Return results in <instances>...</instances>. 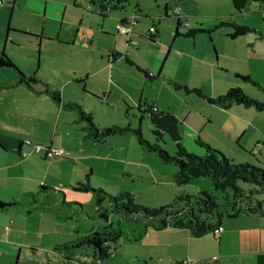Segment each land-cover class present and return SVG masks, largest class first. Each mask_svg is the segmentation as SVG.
Returning <instances> with one entry per match:
<instances>
[{"label":"rangeland","instance_id":"rangeland-1","mask_svg":"<svg viewBox=\"0 0 264 264\" xmlns=\"http://www.w3.org/2000/svg\"><path fill=\"white\" fill-rule=\"evenodd\" d=\"M31 1L41 5L42 12L45 0ZM135 2L142 6L146 15L141 16L133 28L146 34L149 25H154L158 34L154 41L140 38L142 41L135 44L128 54L131 62L121 57L115 61L110 58L108 63L107 50L118 39L102 28L106 24L104 27L114 29L118 15L130 12ZM47 5L52 18L45 21L46 30L60 31L61 36L66 31L69 42L60 38L54 42L44 39L40 46L39 39L32 38L25 43L20 41L14 47L7 44L4 53L12 65L0 66V200H15L16 204L10 206H16L15 210L22 208L17 207L18 204H26L23 202L27 201H35L38 208H44L56 195L63 206L62 212L66 213L63 217L73 216L71 221L80 222L83 230L87 223L97 228V224L105 221L104 217L94 214L96 200L91 192L72 188L77 180L84 181L89 171L88 182L92 187H100L110 194L129 191L135 202L151 208L169 203L179 192L195 193L197 190L194 182L197 179L183 185L175 184L172 178L174 165L163 162L154 152L142 148L131 130L116 132L103 141H94L83 136L85 121L79 119L71 107L59 104L45 93L28 95L20 92L19 88L1 87L13 78L11 75L19 77V72L39 79L37 84L31 82L32 86L44 88L49 83L47 86L50 89L59 90L64 103L73 102L84 111L91 112L92 120L99 128L113 124L139 127L145 139L155 142L148 118L139 119L137 102L142 97L177 115L182 142L188 150L186 144L203 153L204 149L195 142L197 137L211 142L221 139L228 148L241 149L240 141L222 134L213 125L216 117L226 115L225 110L208 103L194 92L175 89L172 82L198 87L210 95L223 93L230 86L238 85L250 97L263 98L259 88L234 74L237 70L254 74L253 70L257 71L254 63L258 61L255 60V53L261 52L264 57V49H261L264 48V21L258 2H248L243 11L237 12L230 0H130L124 9H112L102 20L96 14V4H91L90 0H48ZM175 5H179L186 15L181 16L180 32L188 29L182 24L184 21L211 27L216 15L229 13H236L239 21L257 31L232 39L227 35L231 27L221 26L210 33L202 31L193 36H175L178 18L172 10ZM42 19L41 15L33 19L37 28ZM100 21L105 22L102 28ZM116 46L122 47V44ZM87 53L90 55L87 56ZM106 62L108 64L103 67ZM257 65L263 67L262 63ZM138 67L148 72L159 71V76L149 79ZM83 76L84 81L76 80ZM157 143L171 155L175 154L168 134H164ZM19 144L22 146V158L17 154ZM246 145L249 146V143ZM47 146L62 149L64 153L48 155L42 160L40 158ZM248 162L258 164L254 157ZM260 164L264 167V163ZM200 178L210 181L207 176ZM39 181L59 191L37 194ZM27 191L36 194L34 197L23 195ZM109 215V219L122 230L116 243L126 264H179L178 259L170 255L151 257L147 241L127 238L126 235L131 237L140 228L133 218L123 212ZM12 217H5L0 212V264H74L71 260L58 257L52 247L38 250L29 247L28 243L34 237L10 226L9 218ZM59 234L63 241L76 236L65 229ZM72 254L75 258L76 255H93L92 248L88 246ZM96 260L97 257L93 261L80 260L79 263L99 264L100 261V264H111L109 260Z\"/></svg>","mask_w":264,"mask_h":264},{"label":"trees","instance_id":"trees-1","mask_svg":"<svg viewBox=\"0 0 264 264\" xmlns=\"http://www.w3.org/2000/svg\"><path fill=\"white\" fill-rule=\"evenodd\" d=\"M129 1L90 0V2L98 5L97 14L101 18L107 17L106 14L112 9H124ZM230 1L234 9L239 12L243 11L246 4L251 1L258 2L260 5L264 4V0ZM134 8L139 10L137 2H135ZM136 10L133 12L137 13ZM137 15L139 16L140 14L137 13ZM179 24L180 20L178 17L175 36L179 34L193 36L196 32L202 31L210 33L218 27L229 26L232 30L227 35L233 39L254 29L244 23L223 19L209 28L188 27L184 33H181L178 30ZM157 31L156 29L153 32L147 30V39L154 41L158 34ZM112 55L114 56V53ZM8 58L4 51L1 50L0 64L12 65ZM126 60L130 61L128 58ZM138 69L149 79L159 76V71L154 75H149L146 69L140 67ZM19 73L18 82H22L30 89H33L31 82L36 83L39 81L32 74L26 76L22 72ZM235 75L259 88L263 98L259 100L250 97L238 85L230 86L225 92L211 96L203 93L198 87H189L185 84L173 82L172 84H174L175 89L183 88L185 92H194L203 97L208 103L219 105L222 108L241 105L243 107H252L256 110H263L264 85L248 74L237 73ZM76 80L84 81L85 76L77 77ZM35 92H44L53 100L61 101L59 90L50 89L47 85H45L43 90ZM64 105L74 109L78 114V118L85 121L83 126L84 137L91 138L94 141H103L116 132L131 130L142 148L154 152L163 162H170L174 165L172 178L175 184L183 185L200 176H207L210 179L211 188L199 189L195 193L179 192L174 195L169 203L151 208L135 202L133 194L129 191L122 190L115 194H110L100 187H92L88 182L89 171L85 175L84 181L77 180L76 184L72 185V188L78 191L91 192L92 197H95L96 200L94 214L101 218L104 217L105 223L100 229H87L75 238L55 245V250L63 251L62 254L58 255L61 259H70L71 252L79 250L83 246L91 247L92 254L98 259L108 257L111 254L107 251L108 247L113 246L114 248L117 239L122 234L120 226L109 219V214L112 212H123L140 224L139 230L133 232L131 237L126 235L127 238L135 241L139 240L148 229L187 228L193 235L200 236L207 232H216L221 227L224 218H232L241 213H264V167L259 163H235L222 151L211 146L200 137H197L195 142L204 149L203 153L197 154L188 150L182 142L179 120L172 110L160 108L155 102L139 97L137 102V108L140 111L139 119L141 120L144 116L148 118L152 125L151 132L156 140L155 142H150L143 137L139 127H120L113 124L99 128L93 122L91 112L84 111L80 105L73 102H67ZM164 134H168L174 144V155H171L157 143L163 139ZM21 153L20 151L19 154ZM40 187V192L55 193L54 191H59L55 187H45L43 185H40ZM62 193L64 194L63 191ZM28 194L33 195L32 192L23 193L25 196ZM12 204H16V201L0 200V209H6Z\"/></svg>","mask_w":264,"mask_h":264},{"label":"crops","instance_id":"crops-1","mask_svg":"<svg viewBox=\"0 0 264 264\" xmlns=\"http://www.w3.org/2000/svg\"><path fill=\"white\" fill-rule=\"evenodd\" d=\"M47 1L48 0L44 1L45 4L43 5L41 12L40 10L41 5L39 6L37 2L31 0H0V53L1 50L5 52V48L7 44H9L11 47H14L13 45L16 46L18 45V43L28 42L32 40V38L39 39L40 46H41V41L44 39L54 42L55 39L60 38L64 42L67 43L69 42V35L67 34L66 31L63 33V36H61L60 31L54 33L52 31L46 30L44 23L47 19L51 20L52 18L47 11V6H48ZM51 1L53 2V0ZM90 3L93 5L95 4L92 2ZM63 6L67 7V4L63 3ZM138 8L139 10L138 9L136 10L133 6L130 12L126 14L118 15L116 23L121 18H124L127 15L131 14L134 10H136V12L140 14L139 16H137V23H138L139 18L141 16L146 15V13L142 9V6L139 5V3H138ZM262 9H264V4L259 5V9H258L261 18L264 21L262 16ZM97 13H98V5L96 4V14ZM39 15H41L43 19L41 25L39 26V28H37L38 26L36 23H34L33 19H36ZM236 15H237L236 13H229L225 16L216 15V19L214 20L213 25L223 19L244 23L239 21ZM181 16L186 17L185 13L183 14L182 12H181ZM60 21L62 23L64 22L62 15L60 17ZM104 23L105 22L100 21L101 28ZM189 25L190 27H199L204 29L209 28V26L204 25L203 23L199 24L198 22L196 25L193 24H189ZM104 26H106V24H104ZM104 26L102 29H104L105 32L108 33L110 32L114 34L116 40L118 39V41L113 42L111 48H108L107 50L108 59L106 61L108 63L111 62L109 61L110 58L111 60L114 61L121 57L127 59L128 54L132 51L131 48H134L135 44L142 41L140 40V38L147 39L146 37L147 33L144 34L142 32H138L134 28L132 29V32L129 35V37H127L125 35H118L115 26L114 29L113 28L109 29L108 26L107 28ZM150 26L151 25H149V27ZM154 29L157 30L155 26ZM185 31L181 33H184ZM252 31H257V29H253ZM32 32H37L39 34L36 33L34 34ZM179 35H183V34H179ZM75 36H77V34ZM75 40L76 39H74V43ZM118 43L122 44V47L120 46L117 47L116 45ZM111 52L114 53V56L112 55ZM261 54H262L261 52L258 54L255 53V56H257L255 57V60L258 61L254 63V67L257 68V71L253 70L254 74H251L250 72H246V73L237 72L238 70L234 74L237 73L248 74L252 78H255V80L260 79L259 81L261 82V84L264 85V57H262ZM89 55L90 54L87 53V56ZM91 55L93 56L92 53ZM107 62L104 63L103 67L106 64H108ZM258 63H262L263 67H259L257 65ZM0 66L2 65L0 64ZM152 72L154 74L157 73V72L155 73L154 71ZM11 76L13 78L10 79L9 81H6L7 84H3L1 85V87H7L8 89L19 88L20 92L24 91V93L28 95H34V94L40 95L44 93V92H39V93L35 92V91H41L43 90V88H38V86L37 87L33 86V89H30L22 82H18L20 76L19 77L16 75L15 76L11 75ZM47 85H49V83ZM211 96H215V95H211ZM58 103L61 105L64 104L62 100ZM217 106L220 107L219 105ZM222 109L225 110L226 115L216 117L213 120V125L222 134H228L230 138L237 139L238 142L240 141L241 144L239 147L241 149L233 150L231 148H228L222 142L221 139L220 140L216 139L215 140L216 142H211L209 140H204V141L206 142L208 141V143L211 146L222 151L227 157H229L233 161L248 162L250 161L251 157H254L259 164L264 163V109L256 110L252 107H243L241 105H232L229 108H222ZM242 139L244 140V142H242ZM246 143H249V146L251 147L249 148V146H247ZM186 146L194 152L197 153L201 152L200 150L193 148L192 146L190 147L187 144ZM20 151L22 152L21 144L18 145V149H17V154L19 157L22 156L21 155L22 153L19 154ZM45 157L46 156L44 150L42 157L40 159L43 160ZM196 179L197 180L194 179L195 180L194 182L197 185L196 188L197 190L210 189V184H211L210 181L201 178L200 179L196 178ZM41 182L42 181H39V186L40 185L44 186V184H41ZM63 190L66 191V189ZM27 192H32V191H27ZM32 193H33L32 197H34L36 193L35 192ZM38 193H41V195L48 194V192L45 193L40 191H38L37 194ZM23 203L26 204H21V205L18 204L17 206V207L22 206L21 209L19 207V209L15 210L16 206H14L13 208L9 206L6 209H0V212L4 213L5 217H9L10 215H13L12 218H9L10 226L12 225L13 228L16 227L18 230L23 231V233L26 235L33 236L34 240H32L31 243H28V245L29 247H35L37 250L45 246L52 247L54 250L55 245L66 242L61 240L59 236L60 235L59 232H62V229L69 230L74 234H76V236H78L87 229L93 228V225L89 226V224L87 223L83 227V230H81L82 225L80 222L77 223V221H71L74 218L73 216L63 217V214L66 213L62 212L63 206L57 200L56 195H55V199H53V201H51L49 205L45 206L44 208H38L35 205V201L33 202L27 201ZM56 216L58 218H56ZM66 222H69V224L67 223L68 225H66ZM104 223L105 222L102 221V223L97 224L98 225L97 228L99 227L101 228ZM140 240H144V242L145 241L148 242L149 250L152 255L151 257H156L157 255H158L157 257H161L163 255H170L171 257L178 259L179 264H181V261L185 258L192 259L194 261L193 264H197V263L202 264L204 262L210 264H264V213L262 214L241 213L232 218H224L222 220L220 229H218L216 232H207L200 236L193 235L187 228L178 229L173 227H166L161 230L148 229L146 233L139 240L136 241H140ZM76 251H73L74 254L76 253ZM56 252L58 253V255L63 253V251L61 250H56ZM73 252H71L70 254V259L67 260L73 261L74 264H82L79 262L81 261L89 262L90 260L93 261V259L96 258V256L94 255H91V257H88V255L85 256L76 255L75 258L72 254ZM77 258H79L81 261L78 260ZM97 260H102V261L109 260L111 264H126L122 257V252L118 250L117 243L114 246V250L111 252V254L108 257L103 259L97 258ZM98 263L100 264L101 262L99 261Z\"/></svg>","mask_w":264,"mask_h":264},{"label":"built area","instance_id":"built-area-1","mask_svg":"<svg viewBox=\"0 0 264 264\" xmlns=\"http://www.w3.org/2000/svg\"><path fill=\"white\" fill-rule=\"evenodd\" d=\"M172 10H173V13L179 17V20H181V7L179 5H175ZM137 16H138L137 13L132 12L131 14L127 15L126 17L121 18L115 25L117 34L118 35H125V36L129 37V35L132 32L134 25L137 23ZM262 16L264 19V9H262ZM182 24L185 25L187 28L190 27L189 23L186 21L182 22ZM148 30L150 32H153L154 26L151 25ZM148 74L154 75V73L152 71H149ZM47 147H46L47 151L45 152V156L63 155V153H64V150H62V149H54V148H51L50 146H47ZM46 148H45V150H46ZM219 229H220V227H219ZM113 250H114L113 246H110L107 249V251L110 253ZM193 263H194V261L190 258H185L181 261V264H193Z\"/></svg>","mask_w":264,"mask_h":264}]
</instances>
